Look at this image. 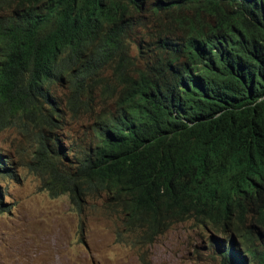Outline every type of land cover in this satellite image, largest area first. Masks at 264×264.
<instances>
[{
    "label": "trees",
    "instance_id": "16d2710c",
    "mask_svg": "<svg viewBox=\"0 0 264 264\" xmlns=\"http://www.w3.org/2000/svg\"><path fill=\"white\" fill-rule=\"evenodd\" d=\"M67 115L91 122L61 143ZM6 129L79 213L142 243L193 220L218 264H264V0H0Z\"/></svg>",
    "mask_w": 264,
    "mask_h": 264
},
{
    "label": "rangeland",
    "instance_id": "374dc122",
    "mask_svg": "<svg viewBox=\"0 0 264 264\" xmlns=\"http://www.w3.org/2000/svg\"><path fill=\"white\" fill-rule=\"evenodd\" d=\"M90 122L67 115L58 134L75 140ZM33 151L34 145L14 129L0 131V154L17 174L0 177V198L9 208L0 214V264H218L209 243L213 234L191 220L142 243L139 233L127 232L121 214L107 212L101 199L78 213L68 195L51 198L39 190V178L28 168Z\"/></svg>",
    "mask_w": 264,
    "mask_h": 264
},
{
    "label": "clouds",
    "instance_id": "9594fccd",
    "mask_svg": "<svg viewBox=\"0 0 264 264\" xmlns=\"http://www.w3.org/2000/svg\"><path fill=\"white\" fill-rule=\"evenodd\" d=\"M69 118H70V117H69ZM66 124H67V118H66V123H65V125H66ZM65 125H64V126H65ZM89 125H90V123H89ZM89 125H88V126H89ZM63 128H64V127H63ZM62 130H63V129H62ZM64 141L67 142V141H71V140H70V139H63V137H62V138H61V143L64 142ZM34 150H35V147H34ZM1 155H2V154H1ZM32 155H33V153H32ZM45 192H46V191H45ZM92 200H93V199H92ZM90 201H91V200H90ZM70 204H71V203H70ZM88 205H89V203L87 204V206H88ZM87 206H86V207H87ZM86 207H85V208H86ZM85 208H84V209H85ZM76 211H77V210H76ZM83 211H84V210H83ZM83 211H82V212H83ZM77 212H78V211H77ZM82 212H81V213H82ZM78 213H79V212H78ZM188 221H189V220H188ZM191 221H193V220H191ZM185 222H186V221H185ZM193 222H194V221H193ZM181 223H183V222H181ZM212 234H213V233H212ZM213 235H214V234H213ZM217 238L222 239V237H220V236H217Z\"/></svg>",
    "mask_w": 264,
    "mask_h": 264
}]
</instances>
